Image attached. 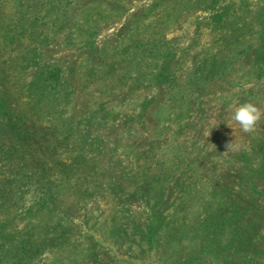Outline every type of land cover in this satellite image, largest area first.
Returning <instances> with one entry per match:
<instances>
[{
    "label": "rangeland",
    "instance_id": "374dc122",
    "mask_svg": "<svg viewBox=\"0 0 264 264\" xmlns=\"http://www.w3.org/2000/svg\"><path fill=\"white\" fill-rule=\"evenodd\" d=\"M246 101L264 0H0V264H264Z\"/></svg>",
    "mask_w": 264,
    "mask_h": 264
},
{
    "label": "clouds",
    "instance_id": "9594fccd",
    "mask_svg": "<svg viewBox=\"0 0 264 264\" xmlns=\"http://www.w3.org/2000/svg\"><path fill=\"white\" fill-rule=\"evenodd\" d=\"M262 116H264V113H261L254 103L246 101L236 107L232 119L240 126L243 132L251 133L255 131ZM231 148L232 143L226 145L227 151L231 150Z\"/></svg>",
    "mask_w": 264,
    "mask_h": 264
}]
</instances>
